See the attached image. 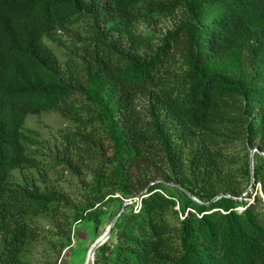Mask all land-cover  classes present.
<instances>
[{"label": "trees", "instance_id": "1", "mask_svg": "<svg viewBox=\"0 0 264 264\" xmlns=\"http://www.w3.org/2000/svg\"><path fill=\"white\" fill-rule=\"evenodd\" d=\"M180 12L156 46L132 29ZM46 111L65 121L57 141L26 126ZM255 147L264 0H0V264L27 263L33 220L62 221V253L109 208L94 264H264ZM252 176L263 196L243 197ZM68 178L83 204L57 189Z\"/></svg>", "mask_w": 264, "mask_h": 264}, {"label": "rangeland", "instance_id": "2", "mask_svg": "<svg viewBox=\"0 0 264 264\" xmlns=\"http://www.w3.org/2000/svg\"><path fill=\"white\" fill-rule=\"evenodd\" d=\"M183 13H177L175 16L150 17L140 16L134 20L132 29L136 34L151 36L154 46L160 44L161 39L169 32L173 31L176 26L182 21ZM123 47L132 48L128 44H123ZM138 47V52H144V46L141 44ZM135 48V47H134ZM65 123L64 119L56 111H46L40 114H32L26 120V126L38 130L43 136L51 140H58L56 136L57 129ZM52 141V142H53ZM256 148V147H255ZM253 148V149H255ZM251 149V151L253 150ZM250 162H253V156ZM254 154V153H253ZM242 159L245 158V152L242 153ZM91 170L85 175L86 183L90 180ZM57 189L61 195L71 204H83V198L80 196L77 179L68 178L64 181H59L56 184ZM242 196L258 192L262 195L261 184L256 183L255 180L246 188H241ZM250 200L253 197H249ZM112 208H109L106 215L102 218L100 224L96 227L90 221L83 220L72 227L71 245L66 247L62 253L58 250L61 248L60 241L56 240L60 234L66 235L68 232L63 226L62 221L49 216H42L33 220L36 229L38 230V237L31 241L30 250L28 251V258L26 264H84L87 252L90 248L89 244L96 237L101 234L106 227L111 223L114 215ZM89 246V247H88ZM63 255V256H62Z\"/></svg>", "mask_w": 264, "mask_h": 264}, {"label": "water", "instance_id": "3", "mask_svg": "<svg viewBox=\"0 0 264 264\" xmlns=\"http://www.w3.org/2000/svg\"><path fill=\"white\" fill-rule=\"evenodd\" d=\"M255 151H257V152H259L262 156H264V152H262L261 150H259L258 148H255V149H253L252 151H251V159H252V156H253V153L255 152ZM254 177L252 176V183L254 182ZM172 184H174V183H172ZM177 185V184H176ZM177 186H179L181 189H183L186 193H188L189 195H191L190 194V192L189 191H187L185 188H183V187H181L180 185H177ZM129 203H132V200H127V201H125V204H129ZM116 218L117 217H115L114 218V220L107 226V228H106V230L104 231V233L102 234V235H100V236H98L95 240H94V242L91 244V246H90V248H89V250H88V252H87V258H86V264L87 263H90V264H94V255H95V251H96V249L100 246V245H102L105 241H107L108 240V238H109V236H110V233H111V230H112V228H113V226H114V223H115V221H116Z\"/></svg>", "mask_w": 264, "mask_h": 264}, {"label": "bare ground", "instance_id": "4", "mask_svg": "<svg viewBox=\"0 0 264 264\" xmlns=\"http://www.w3.org/2000/svg\"><path fill=\"white\" fill-rule=\"evenodd\" d=\"M106 228H107V227H106ZM105 230H106V229H105ZM105 230H104V231H105ZM104 231H103L100 235H102V234L104 233ZM100 235H99V236H100ZM86 258H87V257H86ZM85 262H86V260H85ZM85 262H84V264H86ZM87 264H90V263H87Z\"/></svg>", "mask_w": 264, "mask_h": 264}]
</instances>
